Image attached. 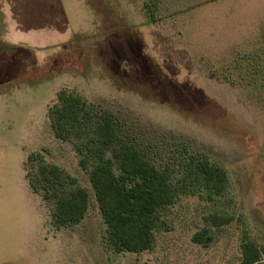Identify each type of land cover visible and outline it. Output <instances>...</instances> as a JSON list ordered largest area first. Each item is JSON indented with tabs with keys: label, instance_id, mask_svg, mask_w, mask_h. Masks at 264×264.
I'll return each instance as SVG.
<instances>
[{
	"label": "rangeland",
	"instance_id": "rangeland-1",
	"mask_svg": "<svg viewBox=\"0 0 264 264\" xmlns=\"http://www.w3.org/2000/svg\"><path fill=\"white\" fill-rule=\"evenodd\" d=\"M0 35V264H240L243 240L264 263V0H0ZM59 91L112 114L173 181L192 157L223 169L226 192L181 196L151 250L115 252L91 164L50 129ZM31 153L87 190L80 223L52 222L26 180ZM211 212L231 220L211 227ZM204 228L209 244L193 243Z\"/></svg>",
	"mask_w": 264,
	"mask_h": 264
},
{
	"label": "trees",
	"instance_id": "trees-1",
	"mask_svg": "<svg viewBox=\"0 0 264 264\" xmlns=\"http://www.w3.org/2000/svg\"><path fill=\"white\" fill-rule=\"evenodd\" d=\"M56 97L47 110L50 129L55 139L72 142L82 168L91 164L89 183L106 227L105 240L115 252L151 250L160 213L181 196L198 193L210 203L226 192V172L206 159L190 158L186 175L173 181L166 167H159L121 134L112 114L71 92L59 91ZM27 160L36 163L35 172L26 173L29 188L45 202L53 201L52 222L58 228L80 223L89 206L87 190L40 154L31 153ZM204 220L211 227H220L231 219L211 212ZM207 234L204 228L193 235L192 242L208 245ZM261 261L256 244L243 240L240 264H264Z\"/></svg>",
	"mask_w": 264,
	"mask_h": 264
},
{
	"label": "crops",
	"instance_id": "crops-1",
	"mask_svg": "<svg viewBox=\"0 0 264 264\" xmlns=\"http://www.w3.org/2000/svg\"><path fill=\"white\" fill-rule=\"evenodd\" d=\"M57 3H58V2H57ZM58 8H59V7H57V9H56V8L54 9V11H55L54 14L56 13V14L58 15V13H59ZM43 14H44V12H43ZM43 14H42V12H40V14L38 15V17H36L35 19H33V20H32V23H29V25H30V26H33V25H32L33 23L42 22L44 19H47ZM54 14H53V15H54ZM29 16H30V13H25V17H26V18H28ZM29 25H28V26H29ZM0 36H1V35H0ZM120 253H121V252H120ZM127 253H130V252H127ZM131 254H135V253H131Z\"/></svg>",
	"mask_w": 264,
	"mask_h": 264
}]
</instances>
